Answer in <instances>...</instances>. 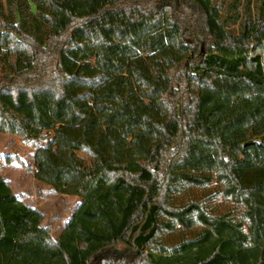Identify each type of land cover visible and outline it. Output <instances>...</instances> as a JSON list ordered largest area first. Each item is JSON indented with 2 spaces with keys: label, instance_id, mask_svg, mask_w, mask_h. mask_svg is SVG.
Wrapping results in <instances>:
<instances>
[{
  "label": "trees",
  "instance_id": "1",
  "mask_svg": "<svg viewBox=\"0 0 264 264\" xmlns=\"http://www.w3.org/2000/svg\"><path fill=\"white\" fill-rule=\"evenodd\" d=\"M0 68V132L52 134L34 177L81 198L55 237L0 174V264H264V180L237 174L264 169V0H0ZM215 182L247 225L173 203Z\"/></svg>",
  "mask_w": 264,
  "mask_h": 264
},
{
  "label": "rangeland",
  "instance_id": "2",
  "mask_svg": "<svg viewBox=\"0 0 264 264\" xmlns=\"http://www.w3.org/2000/svg\"><path fill=\"white\" fill-rule=\"evenodd\" d=\"M200 40L203 42L202 37ZM2 75L0 68V79ZM51 138L52 134L33 145L22 140L17 134L0 133V174L6 178L20 200L44 212L43 224L51 227L52 234L56 237L64 229L81 198L58 193L51 186L34 177L35 151L38 147L46 145ZM237 174L244 185L260 183L264 180V169L238 170ZM257 196L264 202V192H257ZM190 201L201 202L210 213L230 211L238 220H243L245 225L248 224V220L243 216V206L225 198L221 186L216 182L206 187L180 185V189L174 193L173 203L177 205ZM260 216L264 220V213ZM206 233H211V230L199 222L188 229L176 224L174 230H160L146 250L155 253L165 252L168 248L191 241ZM260 234V240L264 242V225Z\"/></svg>",
  "mask_w": 264,
  "mask_h": 264
},
{
  "label": "crops",
  "instance_id": "3",
  "mask_svg": "<svg viewBox=\"0 0 264 264\" xmlns=\"http://www.w3.org/2000/svg\"><path fill=\"white\" fill-rule=\"evenodd\" d=\"M0 133H2V132H0ZM2 134H11V133H2ZM27 204H28V203H27ZM29 205H30V204H29ZM31 206H33V205H31ZM33 207H35V206H33ZM35 208H37V207H35ZM39 210H40V209H39ZM44 221H45V220H44ZM44 221H43V222H44ZM48 227H49V226H48ZM64 227H65V226H64ZM49 228L51 229V227H49ZM62 231H63V230H62ZM62 231H61V232H62ZM61 232H60V233H61ZM60 233H59V234H60ZM59 234H58V235H59ZM58 235H57V236H58ZM57 236H56V237H57Z\"/></svg>",
  "mask_w": 264,
  "mask_h": 264
}]
</instances>
